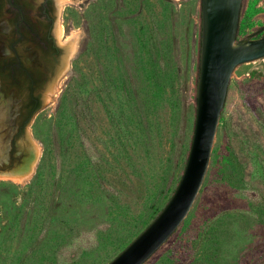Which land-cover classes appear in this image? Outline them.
Wrapping results in <instances>:
<instances>
[{"label": "rangeland", "instance_id": "obj_1", "mask_svg": "<svg viewBox=\"0 0 264 264\" xmlns=\"http://www.w3.org/2000/svg\"><path fill=\"white\" fill-rule=\"evenodd\" d=\"M54 3L55 41H75L73 53L52 59L54 72L66 66L48 90L53 70L40 82L14 138L26 95L1 84L0 264H107L165 206L191 146L200 0ZM263 35L264 0H244L239 40ZM38 44L21 51L30 67L43 65ZM230 149L241 187L226 181ZM34 151L26 178L1 174ZM142 264H264V62L234 68L202 186Z\"/></svg>", "mask_w": 264, "mask_h": 264}, {"label": "water", "instance_id": "obj_2", "mask_svg": "<svg viewBox=\"0 0 264 264\" xmlns=\"http://www.w3.org/2000/svg\"><path fill=\"white\" fill-rule=\"evenodd\" d=\"M244 0H200V50L196 83V116L191 146L182 176L155 218L107 264H142L176 230L187 216L202 186L217 124L234 68L241 63L264 62V35L239 40ZM72 54L68 45L62 46ZM66 56V55H65ZM65 63L41 91L55 83ZM43 88V89H42ZM47 92V91H45ZM43 99V98H42ZM41 98V102L43 101ZM45 99V98H44ZM14 136V135H13ZM37 153L2 175H22L33 170Z\"/></svg>", "mask_w": 264, "mask_h": 264}, {"label": "flooded vegetation", "instance_id": "obj_3", "mask_svg": "<svg viewBox=\"0 0 264 264\" xmlns=\"http://www.w3.org/2000/svg\"><path fill=\"white\" fill-rule=\"evenodd\" d=\"M54 8V0H0V27L6 30V34L0 32V94L4 93L1 87L4 84L26 95L18 109L17 132L13 138L39 107L37 87L52 75L48 73L53 70L52 59L62 49L52 31ZM33 42L41 48L43 65L40 68L26 65L21 54Z\"/></svg>", "mask_w": 264, "mask_h": 264}, {"label": "trees", "instance_id": "obj_4", "mask_svg": "<svg viewBox=\"0 0 264 264\" xmlns=\"http://www.w3.org/2000/svg\"><path fill=\"white\" fill-rule=\"evenodd\" d=\"M247 87L244 88V91L248 94L255 93L258 91V85H253L252 83H247ZM230 154L233 155V158H225L226 165L229 166L226 172V181L231 185L241 187L244 184L243 171L244 168L240 163H237V159L234 155V151L230 149ZM230 159V160H229Z\"/></svg>", "mask_w": 264, "mask_h": 264}, {"label": "bare ground", "instance_id": "obj_5", "mask_svg": "<svg viewBox=\"0 0 264 264\" xmlns=\"http://www.w3.org/2000/svg\"><path fill=\"white\" fill-rule=\"evenodd\" d=\"M56 29H57L56 33L60 37L62 35V27L59 25ZM74 46H75V41L71 40V43H68V47H69L71 53H72ZM32 167H33V165H32ZM28 175H30V172H27V173L22 174V175L18 174V175H12V176L10 175V176L13 177V179L22 180L23 178H26Z\"/></svg>", "mask_w": 264, "mask_h": 264}]
</instances>
